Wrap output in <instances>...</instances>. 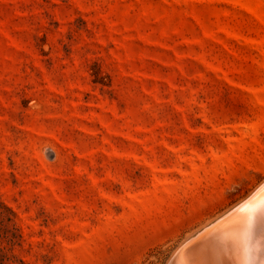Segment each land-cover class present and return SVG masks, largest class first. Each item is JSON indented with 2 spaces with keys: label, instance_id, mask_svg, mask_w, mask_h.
<instances>
[{
  "label": "rangeland",
  "instance_id": "374dc122",
  "mask_svg": "<svg viewBox=\"0 0 264 264\" xmlns=\"http://www.w3.org/2000/svg\"><path fill=\"white\" fill-rule=\"evenodd\" d=\"M264 181V0H0V264H170Z\"/></svg>",
  "mask_w": 264,
  "mask_h": 264
},
{
  "label": "bare ground",
  "instance_id": "6f19581e",
  "mask_svg": "<svg viewBox=\"0 0 264 264\" xmlns=\"http://www.w3.org/2000/svg\"><path fill=\"white\" fill-rule=\"evenodd\" d=\"M170 264H264V181L182 245Z\"/></svg>",
  "mask_w": 264,
  "mask_h": 264
}]
</instances>
